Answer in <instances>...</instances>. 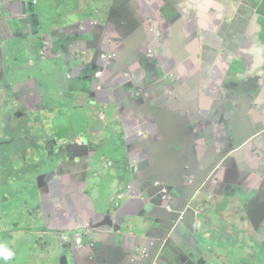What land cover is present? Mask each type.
Instances as JSON below:
<instances>
[{
	"label": "crops",
	"instance_id": "1",
	"mask_svg": "<svg viewBox=\"0 0 264 264\" xmlns=\"http://www.w3.org/2000/svg\"><path fill=\"white\" fill-rule=\"evenodd\" d=\"M32 5L22 13L28 40L47 17L60 28L43 59L61 55L60 68L75 42L107 59H90L85 79L70 75L54 105L47 95L31 103L22 89L9 124L0 123V244L16 252L15 264H120L127 256L137 257L127 264H264V0ZM99 17L100 29L87 23ZM24 44L11 42L13 56L0 52V111L9 61L29 78L39 74V54ZM77 90L78 101L64 99ZM241 140L226 165L216 163ZM35 144L29 177L23 155ZM152 179L168 183L170 210ZM118 226L145 235L118 236Z\"/></svg>",
	"mask_w": 264,
	"mask_h": 264
},
{
	"label": "water",
	"instance_id": "2",
	"mask_svg": "<svg viewBox=\"0 0 264 264\" xmlns=\"http://www.w3.org/2000/svg\"><path fill=\"white\" fill-rule=\"evenodd\" d=\"M32 1L33 0H0V52L2 53L3 51H9L12 53V56H13L14 47L11 46V42L13 40H23L24 39L25 44H24L23 50H27L29 54H39L38 60L36 61V64H35V68H36L35 71L38 72L39 74L35 78H29L26 75V73H29V71L24 70V69H18V62L9 61V66L11 64L12 65L14 64V65L13 66L11 65V67H9V75L7 77L8 79L6 80V84H5L7 92H5L4 98L2 100V107L0 111V123L3 121L4 124H9L5 122L8 121V117L11 115L13 111L12 109L13 105L15 106L18 105L17 103L21 99L20 92L22 89L27 88L26 92L29 93V97L33 95L34 99L29 100L31 101V103H42L43 102L44 104V95H47V99H50L49 101L51 102L53 101L54 103H56L57 96L59 94L58 88L60 87L61 84L62 85L66 83L68 84V82L70 81L69 79L70 75H72V79H79V78L85 79L86 78L85 67L90 64V59H91L92 65H95V61L98 57H99L98 60L101 61L103 64L107 59L104 53L100 55H97L96 53L91 54V50L88 47L82 44L76 43V42H75V45L73 46V50L70 51V57L68 61L67 62L63 61L62 62L63 66H61L60 68L57 67L56 58L58 60V58L62 57L61 55L57 56L54 59V62L43 59V54L45 50H48L51 47L49 43L57 39L59 40L60 28L55 27L56 23L53 18L47 17L48 18L47 23H49L47 28H45V30L43 31L39 30L34 35H32L33 37L31 40H28L29 35H27V33L25 32V28L28 27L29 24L24 25L22 13L26 14V13L32 12V10L34 9L32 5ZM88 6L91 7L90 9L91 16L93 17L94 12L95 14H97L96 7H93L91 3H88ZM14 7L15 9H13ZM125 11L129 12L127 8H125ZM146 15L149 16L148 13H146ZM99 19L100 17L97 20H92L91 18V20H87V23L88 24L94 23L93 25H95L94 27H96V25L101 24ZM145 24H147L148 26L147 30L150 33L156 32V29L153 28L151 17L145 16ZM96 28H99V27H96ZM150 40H151L150 38L147 40L145 46L149 45ZM59 49L63 52L65 51L66 48L65 46H62V47H59ZM96 73L97 72H95L94 76L98 78L100 76V73L97 75L98 77L96 76ZM148 73H150V70H148ZM168 75H164V73H162V76L160 77L163 80V79H167ZM159 78H157V80ZM88 80H90L89 77H88ZM32 81H34V84L31 86ZM56 85H57V89H56ZM149 92H152V91L149 90ZM71 93L73 95L72 97H69L67 95V96H64V99H68L70 101H78L80 94L83 92L81 90H77V91H72ZM11 101H14L13 105ZM29 101L25 98V101L23 102L24 105L28 106ZM241 142L242 140L240 142H237V144L234 146L233 149L230 148L228 150H225L221 154V156H218L217 158H215L214 160L216 161V163H221V166L226 165L228 161L230 160L231 151L239 147ZM218 165L219 164H216L215 166L210 168V173H212L213 176L216 175L215 169ZM134 171H135L134 165H131L129 168V172L133 177L135 176ZM128 181L130 183L133 182V180L130 181V179H128ZM151 182H152V185L156 188L157 194L159 193L158 198H160L161 203L160 202L159 203L161 204V206L163 205L165 209L170 210L171 209V198H170L168 188L166 187L168 183L163 182V181L153 180V179L151 180ZM165 188H166V191H164ZM188 210H189V214L194 215V217L197 216L199 213L198 211H196V206L193 205L192 202L188 205ZM180 218H181V214L178 217L176 215L174 219L178 221ZM103 227L106 228V225ZM113 232L116 233L118 236H124V235L129 236V234H136V233L145 235L143 233L132 231L128 227L121 228V226L120 227L118 226V229L114 230ZM170 234H171V231L169 230L162 236L161 238L162 246L167 245V241L170 238ZM79 242L80 240L77 239V243ZM81 243L82 241L79 244ZM88 245L91 247L90 244ZM141 252L142 253H139L136 251V253L141 254V256H146L148 254L146 249L142 250ZM92 255L93 254L90 253L88 257ZM117 259L120 262V264H127L128 261L131 263H135L137 261V257L135 256H132L129 258L128 256L127 258L117 257ZM212 260L216 261V258H212ZM221 264H224V263H221Z\"/></svg>",
	"mask_w": 264,
	"mask_h": 264
},
{
	"label": "rangeland",
	"instance_id": "3",
	"mask_svg": "<svg viewBox=\"0 0 264 264\" xmlns=\"http://www.w3.org/2000/svg\"><path fill=\"white\" fill-rule=\"evenodd\" d=\"M52 105H54L53 101H52ZM57 127L59 128V136L61 137V133H63L64 131L59 125H57ZM41 134H42V132H40V134L38 136L39 140H40ZM71 135H73V132ZM37 149L38 148L35 144V146L33 148L31 147V148L24 151L23 159H25V164H26V168H27V172H28L27 174H29V177L32 176V168L36 169V166H34V165L37 164L36 160H38L37 159V151H38ZM34 161H35V163H34ZM14 253L16 255L15 251H14ZM13 258H14V256H13ZM13 258L11 260H9L8 264H15V259L13 260ZM10 261H12V262H10Z\"/></svg>",
	"mask_w": 264,
	"mask_h": 264
},
{
	"label": "clouds",
	"instance_id": "4",
	"mask_svg": "<svg viewBox=\"0 0 264 264\" xmlns=\"http://www.w3.org/2000/svg\"><path fill=\"white\" fill-rule=\"evenodd\" d=\"M15 253L4 244H0V264H6L11 260Z\"/></svg>",
	"mask_w": 264,
	"mask_h": 264
},
{
	"label": "flooded vegetation",
	"instance_id": "5",
	"mask_svg": "<svg viewBox=\"0 0 264 264\" xmlns=\"http://www.w3.org/2000/svg\"><path fill=\"white\" fill-rule=\"evenodd\" d=\"M81 137H82V136H80V137L78 138L79 141H77V142H79V143L82 145V143H81ZM62 152H64V149H61V153H62Z\"/></svg>",
	"mask_w": 264,
	"mask_h": 264
},
{
	"label": "built area",
	"instance_id": "6",
	"mask_svg": "<svg viewBox=\"0 0 264 264\" xmlns=\"http://www.w3.org/2000/svg\"><path fill=\"white\" fill-rule=\"evenodd\" d=\"M98 74H99V73H98ZM98 74H97V75H98ZM164 191H166V188L164 189Z\"/></svg>",
	"mask_w": 264,
	"mask_h": 264
}]
</instances>
